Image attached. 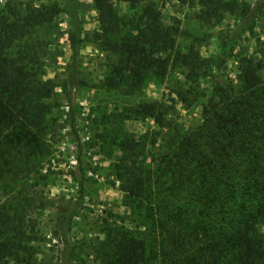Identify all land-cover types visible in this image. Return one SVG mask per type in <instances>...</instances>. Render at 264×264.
Wrapping results in <instances>:
<instances>
[{
    "label": "trees",
    "instance_id": "trees-1",
    "mask_svg": "<svg viewBox=\"0 0 264 264\" xmlns=\"http://www.w3.org/2000/svg\"><path fill=\"white\" fill-rule=\"evenodd\" d=\"M92 1L96 38L111 56L102 85L129 93L143 88L150 75L163 79L179 67L188 88L178 95L189 105L199 91L193 82L209 75L215 60L193 45L178 47V28L164 27L153 4L143 5L136 19L126 22L114 0ZM177 1L195 8L194 18L205 27L221 23L226 14L248 21L254 12L245 0ZM62 11L57 2L26 12L0 8V187L1 182L10 185L44 148L55 84L39 77L33 33ZM69 41L75 61L82 43L77 25ZM238 62L237 84L215 85L199 102V121L190 128L171 122L167 106L157 101L124 107L119 114L155 123L149 133L114 136L121 150L114 174L145 230L114 238L103 264H264L259 232L264 222V52L244 54ZM66 87L71 100L72 88ZM15 209L10 213L0 205V259L12 255L13 245L25 237L23 216Z\"/></svg>",
    "mask_w": 264,
    "mask_h": 264
},
{
    "label": "rangeland",
    "instance_id": "rangeland-1",
    "mask_svg": "<svg viewBox=\"0 0 264 264\" xmlns=\"http://www.w3.org/2000/svg\"><path fill=\"white\" fill-rule=\"evenodd\" d=\"M134 1L114 0L122 20L136 19L143 5L153 4L161 11L164 27L178 28V47L193 45L201 56L215 60L209 75L193 82L199 91L189 105L178 95L188 88L179 67L170 68L163 79L150 75L143 88L129 93L102 85L111 56L96 38L99 23L92 0H0V8L15 6L22 12L49 2L64 8L33 33L39 77L54 82L55 94L43 150L32 164L27 161L10 185L1 182L0 205L10 213L16 206L23 216L25 237L0 264H103L114 238L145 230L114 174L121 155L114 136L149 133L155 123L148 117H122L124 107L162 102L171 122L190 128L199 121V102L206 101L215 85L237 84L238 59L264 52V0H245L254 6L248 21L226 14L221 23L206 27L194 18L195 8L177 0ZM76 25L82 43L73 61L69 33ZM66 84L72 88L71 100ZM259 232L264 238V222Z\"/></svg>",
    "mask_w": 264,
    "mask_h": 264
}]
</instances>
